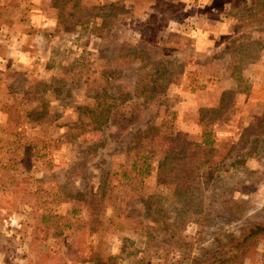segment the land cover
Instances as JSON below:
<instances>
[{"label":"rangeland","instance_id":"374dc122","mask_svg":"<svg viewBox=\"0 0 264 264\" xmlns=\"http://www.w3.org/2000/svg\"><path fill=\"white\" fill-rule=\"evenodd\" d=\"M160 124L197 177L130 190ZM263 220L264 0H0V264H192Z\"/></svg>","mask_w":264,"mask_h":264},{"label":"trees","instance_id":"16d2710c","mask_svg":"<svg viewBox=\"0 0 264 264\" xmlns=\"http://www.w3.org/2000/svg\"><path fill=\"white\" fill-rule=\"evenodd\" d=\"M136 83L135 94L136 96L139 95L141 104L144 105L148 102L152 93L155 92L156 85L151 84L152 86H150L151 82L145 84L141 82V79ZM131 106H134V104L128 105V107ZM108 108V103L106 102L100 108L95 109L93 119L87 125L89 130L94 131L107 122ZM90 112H94L93 109ZM81 126H84V124L80 123L79 127ZM137 134L138 139L133 146L136 156L129 165L130 170L135 173L136 177L127 181V184L130 181L136 183V179L139 180L138 184H140L141 177L149 175L152 161L159 154H163V160L158 165L156 176H160L162 172L166 181L174 179L175 184L186 183L189 177L191 180L197 177L196 170L198 172L199 169L194 164L186 162V159H190L189 157L192 155L190 154L192 150L190 148L193 147H190L191 143L185 137L174 134L170 127H165V125L161 124L157 127H148ZM200 138L201 141L194 145L195 152L199 148H212L214 140L211 138L210 131L204 129L200 134ZM162 167L164 169H161ZM122 179L126 181L124 173L122 174ZM129 187L130 190L133 189L130 184ZM106 194L107 191L104 189L102 197L105 202L106 200L110 201L109 197L105 199ZM120 211L118 210L117 214H120ZM260 240H264V220L251 223L237 238H230L227 244L218 245L214 249L205 252L201 259L193 261L192 264H238Z\"/></svg>","mask_w":264,"mask_h":264}]
</instances>
